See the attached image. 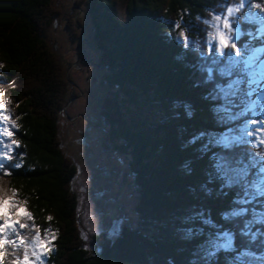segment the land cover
Returning <instances> with one entry per match:
<instances>
[{
    "label": "trees",
    "instance_id": "16d2710c",
    "mask_svg": "<svg viewBox=\"0 0 264 264\" xmlns=\"http://www.w3.org/2000/svg\"><path fill=\"white\" fill-rule=\"evenodd\" d=\"M235 3V46L222 49L213 27ZM52 4L0 0V101L10 124L2 92L19 100L22 142L16 160L3 154L0 173L8 166L11 173L0 176V199L9 195L51 230L45 264H264V119L245 64L257 55L264 0H128L123 17L114 0H89L91 46L107 67L114 103L101 125L139 197L136 225L125 224L114 241L89 234L78 217L90 186L78 191L76 182L91 174L89 151L67 154L61 131L66 81L48 51L58 43L38 26ZM28 79L40 86L26 89ZM112 191L92 194L100 213L113 200L96 196ZM221 237L232 244L221 247Z\"/></svg>",
    "mask_w": 264,
    "mask_h": 264
},
{
    "label": "rangeland",
    "instance_id": "374dc122",
    "mask_svg": "<svg viewBox=\"0 0 264 264\" xmlns=\"http://www.w3.org/2000/svg\"><path fill=\"white\" fill-rule=\"evenodd\" d=\"M64 1L52 0V8H46L42 12L38 26L40 27V31H45L48 41L51 40L52 43V39L54 38L58 40V46H62L61 53L59 51L55 53L54 50L52 51L50 49L48 51L54 61L61 63L62 70L64 71H61V74L65 75L66 85L63 87L65 88V92H67V99H64V102L67 101V118L61 112L60 120L61 131L67 128V154L76 155V152L80 150L84 151V153L89 151L85 157V164L88 169L87 172L91 173V179H86L88 174L80 173L77 177L78 183L76 182L78 184V191L80 183L89 184V196H91V198L88 195L84 196L83 198L85 200H82L78 204L77 211L80 224L84 230L86 227V232L89 234H105L103 237L106 240L114 241L117 234L121 233L125 224L136 225L138 214L135 208L138 205L139 197L131 177L126 173L125 165L120 161L119 155H114L111 147L107 143L106 128L103 129L101 125V114L103 112L113 111L114 103L108 104L107 99L111 97V94L109 92L107 93L104 89L102 90L100 87L102 75L103 73L106 74V72L101 69L102 61L100 51L91 46L93 30L90 29V15L87 13L89 0H67L64 5H59V2ZM114 1L117 15L123 17L126 13L128 0ZM240 5L239 3L227 5L225 7V15L222 18H217L215 21L219 24V27L213 24L216 41H222V44L220 43L222 49L225 48L226 41H229V47L234 48L235 46L232 40H235L237 33L234 35L235 29L233 28V24L237 18ZM58 12L64 14V17L59 19L62 27H65L66 24L70 25V31L66 32L60 26H57L58 24H55L56 21L53 15ZM261 25L264 29V19L261 20ZM228 26L229 28L226 29ZM256 47L258 50H264V31L258 37ZM248 62H256V71L258 74L254 78L255 82L252 84V91L256 101L260 103V107L263 109L262 115L264 119V55L260 54L251 58V60L249 58ZM55 76H60L58 71ZM41 78L42 85L39 89L42 92V88L45 89L43 86L45 79L44 77ZM70 78L73 82L79 84H72L69 81ZM83 78H85V81L81 82L80 80ZM37 80L35 82L30 79L24 80L23 85L26 89L38 88L40 86V80ZM11 93L7 90L6 92L3 91L1 95L7 100L11 107H9L10 113H12L11 123H7V132L3 138V142L5 145V153L7 155L14 154L11 158L12 160H16L14 159V156H16L15 152L22 155L20 150L22 142L19 139L21 123L14 112L19 100L15 102L10 99L9 95ZM76 95H79V97L76 98ZM0 104L3 108L1 101ZM86 113L89 121H85L81 117V115H85ZM4 122L5 118L0 116V124ZM95 123L100 125L101 128L97 127V129L91 130L93 134H85L88 138H93L90 146L79 144L77 139L80 135L77 131L79 129L84 130V127L92 126ZM71 131H74V135L71 134ZM16 168H19L18 165ZM92 170L95 172L94 175L92 174ZM106 170H110L111 175L105 174L107 173ZM10 173L11 167L8 166L3 173H0V176L9 175ZM262 178L264 180V176ZM112 185L113 191L110 195H99L100 197L95 195L96 200H104L109 196L113 200L104 209V213H100L98 204L95 201H91L94 199L92 194L98 192L99 189L109 186L112 187ZM4 198L8 200L5 206L0 203V214L2 218H5L6 223L0 238V257L2 255L5 257L1 264H45L47 260L46 255H48L50 248L53 247L52 240L55 239L53 236H49L51 235L49 234L51 230H45V228H40L37 224L33 223L31 214L25 207H20L22 205L17 200L11 201L9 195H4L0 201ZM79 199L81 200L80 197ZM6 210L12 213L11 218L5 213ZM82 211L84 212L82 213ZM92 215L93 217H91ZM114 221L117 223V226H115L116 224L113 225ZM13 222L18 225V227L16 225L17 232L13 231L9 235L10 223L13 224ZM8 235L9 241L7 240ZM29 238L31 239L30 241ZM221 241V247L227 248L232 244L231 239L227 241L226 237H221ZM36 257L42 259V262L36 261Z\"/></svg>",
    "mask_w": 264,
    "mask_h": 264
},
{
    "label": "flooded vegetation",
    "instance_id": "af4514ba",
    "mask_svg": "<svg viewBox=\"0 0 264 264\" xmlns=\"http://www.w3.org/2000/svg\"><path fill=\"white\" fill-rule=\"evenodd\" d=\"M66 1L67 0H65L64 2H59V5H64L65 3H66ZM76 6V5H75ZM53 17L55 18V21H56V23L55 24H58L57 26H60L62 29H64L66 32L67 31H70V25H65V27H62V24L60 23V21H59V19L60 18H63L64 17V14L63 13H61V12H58V13H55L54 15H53ZM66 22H67V18H66ZM91 23V22H90ZM59 38H62V37H59ZM53 40L54 41H56V42H58V40H56V39H54L53 38ZM54 51H55V53H57L58 51L61 53V51H62V46H57V48H55L54 49ZM61 55V54H60ZM66 61V60H65ZM80 68V67H79ZM78 68V69H79ZM101 69H102V71H104L105 70V72H106V74H104L103 73V75H102V79H101V81H100V87L102 88V90L104 89L107 93L109 92L108 91V88H109V86H108V81L106 82L105 80H104V78H105V76L107 75V67L105 66V65H101ZM66 80H67V76H66ZM69 81L72 83V84H76V85H78L79 83H77V82H73L72 80H71V78L69 79ZM81 82L83 81H85V78H83V79H81L80 80ZM64 85H66V83L64 84ZM99 85V84H98ZM77 97H79V95H76V98ZM84 97V96H83ZM64 99L66 100L67 99V92H65V88H64V92H63V95H62V97H61V99H60V101H59V106H60V110L64 113V115L66 116V118H67V101L66 102H64ZM87 115V113L85 114V115H81V117L85 120V121H89V119H88V117L86 116ZM97 127H100L101 128V126L100 125H98L97 123H95V124H93L92 126H89V127H84V130H81V129H79L77 132L79 133V135H80V137L77 139V142L79 143V144H81V145H84V146H90V142H91V140H93V138H88L85 134L86 133H91V134H93L92 132H91V130L93 131L94 129H97ZM74 132V131H73ZM94 136V135H93ZM82 154H83V151H82ZM91 156V155H90ZM107 171V173H105V174H108V175H111V171L110 170H106ZM86 179L88 180V179H90V177L88 176V177H86ZM85 191H86V188H85ZM100 195V194H99Z\"/></svg>",
    "mask_w": 264,
    "mask_h": 264
},
{
    "label": "water",
    "instance_id": "95a60500",
    "mask_svg": "<svg viewBox=\"0 0 264 264\" xmlns=\"http://www.w3.org/2000/svg\"><path fill=\"white\" fill-rule=\"evenodd\" d=\"M12 114V113H11Z\"/></svg>",
    "mask_w": 264,
    "mask_h": 264
}]
</instances>
